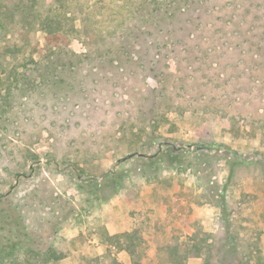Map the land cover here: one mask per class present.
<instances>
[{
    "label": "rangeland",
    "instance_id": "1",
    "mask_svg": "<svg viewBox=\"0 0 264 264\" xmlns=\"http://www.w3.org/2000/svg\"><path fill=\"white\" fill-rule=\"evenodd\" d=\"M1 1L0 264H102L133 228L130 264L194 234L264 260V0H65L56 42L50 0Z\"/></svg>",
    "mask_w": 264,
    "mask_h": 264
},
{
    "label": "trees",
    "instance_id": "2",
    "mask_svg": "<svg viewBox=\"0 0 264 264\" xmlns=\"http://www.w3.org/2000/svg\"><path fill=\"white\" fill-rule=\"evenodd\" d=\"M50 1L51 2H49L48 5H46L47 11L50 10V13L52 15L55 14V16L50 17V16L45 15V14H43V15L40 14V18H39L40 20L39 21L41 23H43V27L45 28V31L47 32V35L49 36V34L51 33V35L49 37L47 36L49 41L52 42L54 40L56 42V40H61L63 38V36L60 37L59 30L56 29L53 26V23H52V22L56 21L55 19L57 18V15H58L56 13V9L58 8V5H56L54 3L57 2V4L63 5V2L65 0H50ZM179 1L180 0H171V1L168 0V2L166 1L167 2L166 4H164V3H162V4H164L165 7H167V6H172L173 7V9L170 12V15L173 16L174 14H183V11L186 10V7H189L190 4H192V2H194L196 0H184L185 3H186V7H185V5H179L178 6V2ZM1 6H2V1L0 0V7ZM159 9H162V8H158V10ZM168 9L167 8H165V10L162 9L163 13L167 12ZM47 17H49L51 19V22H47L48 21ZM254 17L257 18V17H259V15H256ZM58 25H60V24H58ZM260 28H261V30H263L264 29V24H261ZM256 41H257V43L261 44V38L260 37L258 38L256 36ZM149 65L150 64H148V66H145V63L142 62V61L139 64L140 67H143V68L147 67L148 69H150L151 66H149ZM253 65L257 66V64H253ZM219 145H220L219 143L218 144H210L208 146L209 148H207V150H210V148H214V147H217ZM229 150L232 152L233 156H236L237 159L242 161V162L253 161V160H257L258 161V159H254L255 156H252V157H250L248 159H245V158H243V156H241L239 154H236V152L234 150H232V149H229ZM260 155H261L260 158L264 157V154H260ZM118 237L119 238L120 237H124V239H125L124 240L125 244H120L119 243V247H121V248L124 247L127 250L128 254L133 255L135 253V246L134 245H136V244H134V243L131 244L130 240L133 241L134 239H137L138 236L135 235V234H131L130 232H125V233H123L121 235H118ZM206 241H207L206 237H204V238L203 237H198L196 234L193 235V237L191 238V242L190 243L186 242V241L178 240L177 238H171L169 240V242L160 244L158 246V249H159L158 250L159 251L158 254H159V256H163V255H164V257L166 256V258L169 259L172 262H180V263H182L183 260L187 259L189 256H192V255L193 256H200V255H202L203 264H210V259H209L210 254L208 252H206V250H207ZM204 250H205V252H204L205 254H203ZM53 256L56 259L59 258V256H56L55 254H53ZM105 264H124V263L118 262L115 258H113L110 261H105ZM249 264H253V263H249ZM255 264H264V260L258 261Z\"/></svg>",
    "mask_w": 264,
    "mask_h": 264
},
{
    "label": "crops",
    "instance_id": "3",
    "mask_svg": "<svg viewBox=\"0 0 264 264\" xmlns=\"http://www.w3.org/2000/svg\"><path fill=\"white\" fill-rule=\"evenodd\" d=\"M144 192V191H143ZM144 201H146V203L148 204V206L149 207H152V205H153V203L154 202H152V198H151V196L150 195H144ZM181 202H185V198L184 197H182L181 198ZM175 213L176 214H173V215H177L176 216V218H178V219H189L190 218V215L187 213V212H185V211H178V210H176L175 211ZM167 217H169L170 215L169 214H167V213H164ZM159 217L161 218V217H163L164 218V216H162V214H160L159 215ZM167 217H165V218H167ZM158 218L156 217L155 218V220H157ZM156 223V225H157V229H161L162 227L161 226H159V224H161V221H158V222H155ZM125 232H130L131 234H135V235H140V232H138V231H136V230H134V228L133 229H128V230H121V232H118V233H116L115 234V238H116V240L118 239L120 242H118V243H120V244H125V239H123V241H121L120 240V238L118 237V235H121V234H123V233H125ZM154 235V234H153ZM170 235H172V234H170ZM117 236V237H116ZM170 237V236H169ZM171 237H173V235L171 236ZM121 238H124V237H121ZM137 239H139V237L137 238ZM137 239H135V240H137ZM134 244H135V242H134ZM119 245V244H118ZM160 244L158 243H155V242H152V241H148V245H147V247L145 248V250H151L152 251V255H153V263L154 264H191V262H190V257L191 256H189L187 259H184L183 260V262L182 263H180V262H172V261H170L169 259H167L166 258V256H165V258H163V257H161V256H159V254H158V246H159ZM135 246V251H137V249H138V247H139V245H137V243H136V245H134ZM117 256H119L120 258H115L118 262H122V263H124V264H130V259H129V257L127 256V255H129L128 253H127V250L123 247V248H121V247H118L117 248ZM129 256H131V255H129ZM193 256V255H192ZM193 257H199V258H202V264H203V257H202V255H200V256H193ZM137 262H133V263H131V264H136ZM102 264H105V263H103L102 262Z\"/></svg>",
    "mask_w": 264,
    "mask_h": 264
},
{
    "label": "water",
    "instance_id": "4",
    "mask_svg": "<svg viewBox=\"0 0 264 264\" xmlns=\"http://www.w3.org/2000/svg\"><path fill=\"white\" fill-rule=\"evenodd\" d=\"M196 148L197 149H203V148H206V146L197 145ZM134 155H144V154L134 151V152L129 153L127 156L122 157L121 160H125L126 158H130V157H132Z\"/></svg>",
    "mask_w": 264,
    "mask_h": 264
}]
</instances>
